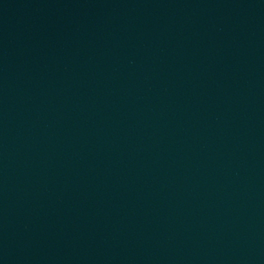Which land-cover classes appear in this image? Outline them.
<instances>
[{
  "label": "water",
  "instance_id": "95a60500",
  "mask_svg": "<svg viewBox=\"0 0 264 264\" xmlns=\"http://www.w3.org/2000/svg\"><path fill=\"white\" fill-rule=\"evenodd\" d=\"M0 264H264V0H0Z\"/></svg>",
  "mask_w": 264,
  "mask_h": 264
}]
</instances>
